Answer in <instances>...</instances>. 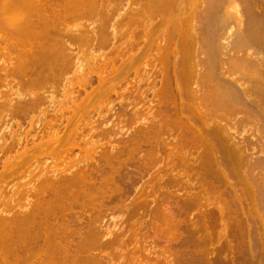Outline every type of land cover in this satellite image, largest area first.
<instances>
[{"label":"bare ground","instance_id":"6f19581e","mask_svg":"<svg viewBox=\"0 0 264 264\" xmlns=\"http://www.w3.org/2000/svg\"><path fill=\"white\" fill-rule=\"evenodd\" d=\"M116 1L0 0V114L4 121H7L6 124L3 123H8L2 128L0 135V188L5 190L0 191V264H102L105 261H101L102 256L99 257L100 260L95 253L105 242H109L105 241V237L109 238L112 233L109 231L111 224H105L103 218L105 219L107 212L112 213L116 205L120 206V209L128 208L124 201L129 198L130 192L135 191L134 187L138 182L134 174L141 173V170L139 165L132 161L137 159V154L131 157L130 151L133 152L134 149L128 150L130 156L128 154L127 157V152L124 151L125 155L123 153L122 157L125 156L126 159L120 158L121 143L124 145L126 140L118 136L116 128L113 129L107 124L112 108L96 111L97 117L93 119L89 115V104L81 107L94 91H86L88 86L92 87L93 80L105 83L108 79L100 72L95 74L94 78L91 72L84 69V62L79 60L80 56L78 59L76 55H80V52L82 54L85 45L98 50L108 47L114 53L110 57L113 62L119 55L122 60L124 54L121 50L125 49L126 45L127 52L135 46L134 35L127 37L128 31L121 32L123 29L118 27L121 25L117 26L120 31L113 26L109 27L110 33L107 32L108 24L113 20L112 16L119 5L114 3ZM139 2V6H134L135 9L131 10L133 14H140L141 11V42L144 43L145 50L149 47L153 50L154 47L157 55L154 61L158 64L154 65L152 73L154 84H160L159 88L152 91V99L158 104L155 111L165 113L171 118V122L173 119L179 120L180 123H177L181 129L180 140L183 137L202 142V138L208 135L215 138L212 139L213 142H219L215 147L211 138L207 137L209 141L204 138L207 143L211 142L213 150V147H221L223 139L226 138L224 141L227 142L225 145L228 151L224 149L225 145H222L224 148L219 147L226 151L222 150L225 155H221L219 149L220 154L215 148L216 151L213 150L220 155L219 159L215 158L217 164L219 162L218 166L222 167V161L223 166L226 163V167L230 163L231 166L224 168L231 172L233 168H230L234 164L239 165L234 168L237 167V172L240 168V174L244 173V176L248 177L249 173L245 175L244 169L250 164L249 170L248 167L246 169L249 172L252 169L251 172H254L258 168V175L259 168L264 169V0ZM114 6L116 7L113 11ZM123 14L120 16L121 23H118L122 24L125 19L129 21H126V24L134 21L131 16ZM80 20L89 23L83 21L79 25L74 24ZM110 24L112 26L113 22ZM122 36L124 39L125 36L126 39L129 38L124 48L121 46L124 42L117 41ZM118 43H121L122 48L115 45ZM74 48L80 52L73 53ZM115 53L118 56H114ZM100 54V57L96 55V59L105 56V53ZM70 71L72 74L67 76ZM156 78L159 80L155 81ZM81 91L86 94L82 101ZM58 93L63 99L54 102V94ZM115 95V99L119 101L115 110H121L123 94ZM222 108L224 113L229 112L228 115L232 114L231 110L236 117V113L241 114V118L234 117L237 122H252L250 139L240 131L235 135L237 130L231 133L232 127L226 128L228 125L222 124L223 118L227 119V116L221 113ZM157 122L154 123L158 127L147 125L151 127L147 131V127H144L145 131L141 132L144 142L152 141L151 138H156L155 136L162 132L170 135L169 131L165 130L167 123L160 125L162 121ZM173 122L169 125L171 128L174 126ZM190 122L197 125V128L192 123L191 125L195 126L192 129ZM22 123H25V127H22ZM175 127L172 130H175ZM200 129L203 130L204 136ZM176 131L178 130L173 133ZM241 131L247 132L245 128ZM136 137L137 141L139 137ZM93 138L97 141L96 145L94 143L95 146L87 148L86 145ZM101 140L105 143L98 144ZM135 140L133 142H136ZM138 143L134 145L136 148ZM253 144L258 152H252L255 151L254 147H250ZM106 145L109 146L108 150ZM150 148L149 154H152V150L155 152V149ZM74 149H77V154L73 153ZM174 149L175 146L170 148L167 154L172 153ZM206 149L208 148L203 150L207 151V154L211 152L210 148ZM206 153L201 157V162H206L205 159L211 157ZM211 159L207 161L212 164ZM48 160L50 161L47 162ZM249 160L252 162L248 164ZM245 161L248 165L244 168ZM203 164L204 168L206 164ZM128 165L135 167L136 171L132 174L129 172L130 176H133L129 178L127 174V180L123 169ZM220 167L218 168L221 169ZM225 170L224 176L228 174ZM253 172L252 175L255 174ZM231 174L235 175V172L232 171L229 175ZM3 177H6V181ZM16 180H23L21 184L18 182L17 188L14 187ZM245 180L247 179H242ZM255 182L257 181L251 180V183ZM10 184L12 185L8 188ZM259 184L261 186L262 183ZM248 190L243 194L251 195L250 192L247 193ZM255 190H252V195ZM256 195L252 198H256ZM258 201V209L262 210L264 198Z\"/></svg>","mask_w":264,"mask_h":264},{"label":"rangeland","instance_id":"374dc122","mask_svg":"<svg viewBox=\"0 0 264 264\" xmlns=\"http://www.w3.org/2000/svg\"><path fill=\"white\" fill-rule=\"evenodd\" d=\"M117 1L114 3H116V5L117 4L119 5H117V7L114 6L113 11L116 7L115 12H114L115 15L112 13L113 20L112 21L110 20L111 23L113 22V25L111 26L109 22L107 32H109L113 26L117 27L119 24L121 26H118V27L123 30L119 29L118 27L116 28L117 30L119 31L121 30V32H124V33L128 31V36H127V33H126V36L129 38L134 35L133 38L136 39L135 46H133V48L127 52L125 50L127 48V45H126V48L121 50L124 54L122 60L120 59L121 55L118 56L117 53H115L114 56H118L119 58L117 57L116 59H114L113 62L110 61V57H112L114 53L111 52L108 47L104 49L102 48V50L101 48H99L98 50L95 47L92 49L90 47L88 48V46L85 45L83 48L85 50L82 51V54L80 51H77V49L75 48L73 50V53H76V51L77 53L80 52V55L77 54L76 56L78 57V59L80 56L79 60L81 61V63L82 61L84 62V69L86 71L91 72V75L93 76L100 72L102 73V76L105 79H108L106 80L105 83H99L96 79H94L95 78L94 76L93 78L94 82H92V85H91L92 87L88 86L86 88L87 89L86 91L88 93L93 90L94 91L92 95L88 98L89 100L87 99L88 101L86 100V102H84V104H82L81 107L84 108L86 105L89 104L90 107H88V109L90 108L89 109L90 112L89 111L88 112L90 113L89 115L93 119L97 117V112H99L100 109L106 110V108L107 109L112 108L110 109L111 116L109 117V120H107V124H110L111 125L110 127L113 129L116 128L117 130L115 129V131L119 134L118 136H121L124 138V140H126L125 142H123L124 145H122L121 143L122 153L120 155L121 156L120 158L122 159L123 158L122 156L125 155L124 151L127 152L126 154V157H127V155L129 154L128 150L134 149L133 152L130 151V153L133 154V156L131 154V157H135V155L137 154L136 155L137 159L135 158L132 161L136 162L139 165V168L141 170V173L136 174L137 176L134 174V176L136 177L135 179H137L136 181L138 182V183L136 182L137 186L135 185L136 187L134 188H135V191L136 189L137 191L138 190L139 191L130 192L131 194H129L130 195L128 196L129 198H127L126 201H124L126 202L125 204H128L127 205L128 208L126 210L123 208L120 209L119 208L120 206L116 205L115 208L118 211L114 208L112 212L113 214L110 212L109 213L107 212V215L105 214L106 216H104L105 219L103 218V221L106 222L105 224H108V225L111 224L109 226L110 227L112 226V227L111 228L109 227V231H111L112 233L110 234L109 238L107 236H106L107 238L105 237V241H109V242L108 243L105 242V244H103V246H101L100 249L95 250V253H97L98 258L99 257L101 258L102 256L101 258L102 260L99 258L101 261L105 260L104 262H102V264L103 263L104 264H264V224H263L264 223V213L261 212V211H264V208L262 210L258 209L259 204H260L258 200H261L264 198V190H262L264 189L263 188L264 186L262 185L264 184V181H263L264 180V173H263L264 169L259 168V171H258L259 173L258 175H256L257 174L256 172L258 170V168H256L255 169L256 171L254 172L252 171L253 173H255L254 174L255 176L252 175V172H251L252 169H250V172L248 171L250 168L248 167L250 165L249 162H252V160H249L248 161L249 165L247 164V161H245V165H243L244 168L246 164L248 165L246 166V168L248 167V170L245 168L244 171H246L245 175L246 173H249V176H248L249 178L247 176H244V173L240 174L239 167H238L239 172H237L238 171L237 167L234 168L236 164L234 165L232 164L233 166L231 168L229 167L230 169L233 168L232 171L233 173L235 172V175L234 174H233L234 176L232 174L229 175V173H232V171L229 172L228 171L229 169L225 170L224 167H226V163H224L225 165L223 166L222 164L223 161L221 162L220 165L223 167L222 169V167L218 166L219 162L218 164L216 162L217 161L216 159H219L218 157L220 155L218 154H220L219 150L221 149H219L220 146L215 148L216 145L219 144L218 141H216L218 142L217 144L216 142H213L212 139H215V138H211L210 136L208 137V135L206 136V138L204 137L208 141H209L208 138H211L212 144L214 143L215 145V147H213L212 145L213 150L216 151L219 149L217 151L218 154L216 152L214 153L213 150L211 149V146H210L211 142L207 143L208 141L204 140V138L202 137H201L203 139L202 142L204 143L198 142L200 140L196 141L197 139L193 141L194 139H191V138L184 139L182 137V139L180 140L181 133L179 132L180 128L178 126V123L180 122H178L179 120L177 119L176 120L173 119L174 122L176 123L178 122L176 124L177 126L172 121L174 124L172 128L176 126L175 130H178L173 133V131L175 130H172L171 126H169L170 123H172L171 118L167 117L165 113H160L159 111H155V109H157L156 106L158 104L156 103L157 101L154 98H153L154 100L152 99L153 97L152 91L160 87L159 82L154 84L153 82L154 74H152L155 69L154 65L158 64L157 61H154L155 57L157 56L156 50H154V47H153V50L151 47H149L147 50H145V48L143 47L144 43L141 42V29H142L141 22H140L141 21V18H140L141 11H140V14L138 13L139 14L138 15V14H133L132 13L133 10H131V9L137 8L139 6V4L137 5V3L141 0L139 1L137 0L136 2L135 0L134 1L133 0H127V1L120 0L119 3ZM132 2H134L135 4ZM118 8L120 9V11ZM124 11L126 12L124 13ZM123 13L127 14V16H131V20L132 19L134 20L132 21L133 24L132 22L126 24V21L129 22L126 19L122 20V22L125 23V25L123 23L120 24L121 19H122L120 16ZM114 16L116 17L113 18ZM118 16L119 18H117ZM116 18L119 20H117ZM83 21L85 20H82V22ZM119 21L120 23H118ZM82 22L80 20L78 22H75L74 24L79 25ZM115 22L117 25L114 24ZM87 23H89V21ZM126 26L128 27L126 28ZM109 27L111 28L109 29ZM126 36H125V39L122 36L125 41L121 39L122 37L120 38V40L119 39L117 40L120 42L122 40V42H124V45L121 44L122 42L120 43L121 46H123V48L125 47L127 39H129V38L126 39ZM118 44H115V45L121 47L120 44L119 45ZM100 53L101 54L105 53V56L101 59L98 57L96 59V55ZM91 55L95 58L91 57ZM71 72L72 71L68 72L67 76H70L72 74ZM156 80H159V78L158 79L156 78L155 81ZM125 87L126 89H124ZM116 93L123 94L122 95L123 109L121 110L120 109L115 110L118 108V102H119L117 99H115ZM84 94L85 92L81 91V96H80L81 101L86 98L85 96L86 94L85 95ZM107 95L110 97H107ZM61 98L62 96L59 93L54 94L53 101L60 102ZM230 108L228 109L225 108V109L229 111ZM91 109L94 111H92ZM153 111H155V113L151 114L153 113ZM221 111H222L221 113L223 114L224 109ZM232 111L233 110H231L230 113L233 114ZM228 113L229 112L224 113L225 116H227V119L226 117L223 118L224 120H222L223 122L222 124L228 125L226 126V128H229V126L230 128L232 127V132H231V129L229 130L231 133H234L237 130L235 132V135H238L241 132L245 136L247 134L246 137L248 138L251 137L250 134L252 133L251 131L253 128V125H251L252 122H246V121L237 122L238 121L237 119L239 117L241 118L242 115L236 113L238 117L237 118L234 114H233L234 116L231 117L232 114L228 115ZM155 114L157 115L156 117H155ZM161 115L162 116L164 115L168 119H165L164 116L163 118ZM222 117H224V115H222ZM234 117H236L237 119L236 118L234 119ZM0 118L3 119L1 114H0ZM152 120L155 123L157 121H160L161 123L162 121L160 125H163V122L164 124L167 123L169 127L165 124L166 129L165 128L164 129L167 132L169 131L168 133H170V135L167 136L166 132L165 133L162 132L159 135H157L158 137L155 136L156 138L154 137L151 138L150 140L152 141L144 142L143 139L141 138V132L145 131L146 127H147L146 131H147L148 128L150 129L151 127L153 128L156 126ZM166 120L167 122H165ZM151 121L153 122V125L155 126L151 124ZM3 122L5 123L7 121L6 120L4 121V119L3 120L0 119V135L2 134L1 133V131L3 130L2 128L8 125V123L7 125H5L6 123L4 124ZM192 123L193 122H190V125ZM212 123L211 125H213ZM22 124H23L22 127H25L24 125L25 123H22ZM144 124H146V126H144ZM156 124L159 126L158 122ZM147 125H151V127ZM193 125L195 124L193 123ZM193 125L190 126L192 129H194L195 126H196L195 128H197V125L195 126ZM141 128H144V130L140 131ZM243 128H245L248 133L242 132L241 130ZM200 130L201 132L203 131L202 129ZM138 131H140L139 132L140 134H138ZM238 131L240 132L238 133ZM242 134L240 135L242 136ZM136 136L139 138H137ZM202 136H204V134ZM135 137L138 139L137 141L135 140ZM225 139H223V142L220 141L222 142L221 143L222 145H225L227 143L225 142L227 139L226 140ZM95 140H96L95 138L91 139L90 142L92 141L93 143L89 142L86 145V147L90 148L92 147V145H94V143L96 145L97 141ZM134 140L136 142H133ZM162 140L165 142V144ZM103 142L104 141L101 140L99 141L98 144L100 143L103 144ZM137 142L139 143L136 148V146L134 145H136ZM112 144L116 145L117 143L115 144L112 143ZM201 144L203 145L207 144V146L205 145L204 147ZM107 145L105 147H108L106 148L108 150L109 146ZM119 145L117 144V146ZM222 145L221 147H223ZM149 146L155 149L154 150L155 152H153L152 150V154H149L151 152L149 151V149L151 150ZM174 146H175L174 151L169 154V155L171 154L173 155V153H175L173 155L174 157L173 156L169 157L167 153L169 149L173 148ZM201 146L204 148L207 147L208 149L210 148L211 152L207 154L206 153L207 151L204 152L203 150L204 148H202ZM225 147L226 148L224 147L223 148L225 150L227 149L228 151V148L226 145ZM250 147L251 148L254 147L253 149H255L256 146L253 144V146H250ZM145 148H148V149H145ZM222 150H221V155L222 153L226 152L225 150H223L224 152H222ZM144 151L145 153L147 151L148 154L147 153L145 154ZM175 151L176 152L178 151L177 153L179 155H177ZM256 151H257L256 149L255 151L252 150V152H256ZM77 152H78L77 149H74L73 153L77 154ZM142 153L144 154L142 155ZM205 153L207 154V156L210 154V156L213 159H211V157H207V159H205L206 162L205 161L201 162V157H204L203 154L205 155ZM164 154H167L168 156ZM225 154L226 153H224V155ZM254 154L256 155L257 153H254ZM148 155H150L151 157ZM128 156H130V154ZM253 156L254 155H252V157ZM260 156H262V154ZM126 157L124 156L125 159ZM180 157L183 159H181ZM209 158L211 159V162L213 161L212 164L210 163V161H207L209 160ZM138 159L139 160L142 159L141 162L137 161ZM49 161L50 160H48L47 162ZM138 162L141 163L142 165H140ZM186 163L189 165H186ZM203 163L205 164L207 163L208 166L206 164L205 167L207 168L209 167V169L207 168L205 169V167L203 168L202 167V165L204 166ZM215 163H216V166H214ZM143 165L146 167H144ZM241 165L242 164L240 163V167ZM262 165L263 167L261 165H259V167L261 166L262 168H264V163ZM228 166H231V164L229 163ZM236 166H239V165H236ZM218 167H220L223 171L221 172V169H219ZM260 169L262 173L260 172ZM224 170L228 171V172H225L226 174L228 173L225 176H224ZM123 171H124V175L126 174L125 175L126 177L128 176L127 174H129V172H131L132 174V172L133 171L135 172L136 170H135V167H133L132 165H128L123 169ZM126 171L128 172L126 173ZM198 171L200 173H198ZM241 171H243V169H241ZM216 172H218V174H216ZM236 172L238 173L237 175H236ZM250 174L252 178H250L251 177ZM132 176H130L129 174V178ZM215 176L218 178H216ZM240 176L242 177V179L244 178L247 180L245 181H242V179L240 180ZM3 179H5L6 181V177H3ZM9 180L10 179H8V181ZM19 180H21V178ZM19 180L18 182L19 184H21V182L25 179H23L21 182ZM251 180L252 181L255 180L258 183L255 182V184H253L251 183ZM247 181L249 184L247 183ZM18 182L17 180L14 181V183L16 184V186H14L15 188H17L18 186ZM259 183H262L261 186ZM11 185L12 184H10L8 188ZM237 188H239L240 190ZM259 188H261V190H259ZM251 189L252 190L256 189L253 195L257 194L256 195L257 199L252 198L253 195H252ZM2 190L4 189L0 188V191ZM246 190H248L247 193L250 192L249 194L251 195L243 194L245 193ZM241 194L243 195L240 196ZM259 195H261L260 196L261 198H259ZM245 199L246 201H243ZM254 200L259 203L254 202ZM129 202H131V204ZM112 222L114 224H112ZM116 240L117 241L119 240L118 242L119 244L116 242ZM110 244L112 247L110 246ZM106 260L109 261V263Z\"/></svg>","mask_w":264,"mask_h":264}]
</instances>
